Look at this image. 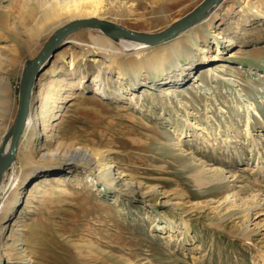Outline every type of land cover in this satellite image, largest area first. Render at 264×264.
Masks as SVG:
<instances>
[{
	"label": "rangeland",
	"instance_id": "374dc122",
	"mask_svg": "<svg viewBox=\"0 0 264 264\" xmlns=\"http://www.w3.org/2000/svg\"><path fill=\"white\" fill-rule=\"evenodd\" d=\"M201 1L171 2V27ZM19 2L9 25L0 20V50L15 60L6 73L13 84L7 131L18 113L24 68L56 28V20L34 26L29 14H39L19 10ZM148 2L140 14L120 11L114 22L148 35L171 29L154 21L162 12ZM222 3L219 18L203 27L206 40L190 32L188 50L174 45L164 69L143 63L155 73L123 76L111 64L116 54L94 50L83 32L96 26L73 30L67 36L78 42L65 38L49 55L34 81L33 111L44 151L60 152L40 160L21 134L15 173L39 163L53 170L24 186L13 220L3 212L17 188L0 191V227L11 224L0 236V264H264V211L254 207L264 191V0ZM103 8L108 15L110 6ZM176 62L180 70L169 77L191 78L167 95L157 85ZM131 84L142 92L137 100L128 98ZM78 147L88 157L67 154ZM96 158L147 188L113 181ZM206 168L234 176L203 185ZM11 173L10 167L1 184ZM228 191L233 206L224 201ZM173 197L185 208L171 207ZM247 227L256 228L251 239L243 237Z\"/></svg>",
	"mask_w": 264,
	"mask_h": 264
},
{
	"label": "bare ground",
	"instance_id": "6f19581e",
	"mask_svg": "<svg viewBox=\"0 0 264 264\" xmlns=\"http://www.w3.org/2000/svg\"><path fill=\"white\" fill-rule=\"evenodd\" d=\"M17 0H0V20L9 25L10 17L15 11L18 9V4H16ZM21 1V9L25 12H28V10H35V13L37 12L39 16H33L34 14L30 13L29 18L33 22L34 26L41 28L43 27L46 20L53 21L55 23L56 20V28L53 31L50 38H48L47 42L44 44L42 51L38 56L29 62L26 67L24 68V71L21 75V79L28 74L29 72V97H28V103L26 112L24 115L23 120L21 123L17 126V131L19 132V138L22 135H24L27 138L29 150L39 157L40 160L47 158V159H54V156L58 154L60 151L57 149H48L46 152L44 151L46 148L42 144L41 134L37 131V123L35 116H34V96H33V85L36 76L38 75L39 71L43 67L44 62L47 60L49 55H51L54 50L57 48V46L64 41V39L68 42H76L77 40L73 39L71 36L68 37L69 33H73L72 31L83 27V24L86 22L92 20V19H98V20H104L108 21L107 17L111 18V21L113 24L120 25L115 21L117 20V15L120 11L128 12L129 14H140L137 13V11L140 8V5H143L144 2H147V5L155 6L158 8V12L161 11L162 14L159 15L154 19L155 22L158 23H166V28H171L169 30H164V32L159 33L158 35H148V34H142L140 31H130V29L125 28L128 30V32H123L119 29L112 28V33H108L102 28L98 27L97 29L94 28H87L84 33L88 34L90 39H92V45L94 47V50H97L101 52L102 54H106L109 58L112 54H116L113 59H111V64L115 68H121L123 71V76H127L130 72L134 76H138L139 74H143L146 71L151 72H157V69L155 68H141L143 66L144 62H147L146 64H153L157 63L155 65L156 68L164 69L166 67L167 63H171V49L174 47V45H178L179 48H183L185 50H188L190 46L189 37L187 36L188 33L196 31V36L200 38V40L204 41L207 39V36L204 35L203 27L206 24V22H211L214 18H219L218 13H216L223 5V1L225 0H202L197 7L192 9L193 11L189 13L187 16L183 17L182 20L177 22L175 25L173 23L171 27V23H169V18L171 16V11H169L168 6L171 4V2L176 0H95L96 5H94V0H20ZM128 2H132L131 7L128 9ZM15 3V5H13ZM107 4L110 6V10L108 11V15H106V12L104 11L103 6ZM180 4V3H179ZM94 5V6H93ZM137 5V9H134V6ZM93 6V7H92ZM181 6H186L184 3ZM167 8V9H166ZM214 10V12H212ZM156 12V10H155ZM212 12V13H211ZM13 25L16 26V29H18V23L12 22ZM23 23V19L21 21ZM121 26V25H120ZM123 27V26H122ZM67 36V37H66ZM82 36V34L80 35ZM225 40V39H224ZM231 40V39H229ZM78 42V41H77ZM142 55L146 57V60L142 59ZM217 55H215L216 58ZM199 60L196 59V62H193L190 65V67H187L189 71H191V68L195 69L197 65H199ZM15 60H10L9 56L6 54L5 51L0 50V127L3 128V131L0 135V161L6 157L9 156L10 152L12 151V141L14 138V132L11 133L10 128L9 131L6 130V121L5 119L8 116V112L10 111V102H11V92L13 90V84L11 81V78L6 75L9 70V66H11ZM177 64L174 63L173 70H170L169 72L164 73L163 81L157 85L159 87L160 92H163L167 95L172 94L173 90H175V87H181L182 85L186 84L188 80H190V75L186 74V78L179 77V72H176V74L173 76V78H170L169 75L175 71V69L180 70ZM124 68V69H123ZM177 70V71H178ZM184 73V72H183ZM166 74V75H165ZM181 74V73H180ZM185 74V73H184ZM183 74V76H184ZM189 75V76H188ZM98 80V79H96ZM155 85V83H153ZM153 86V85H152ZM138 85L131 84V88L129 90V97L132 100H137L138 97H140V90H137ZM175 88V89H174ZM20 102V100H19ZM19 108V104H18ZM18 112V110H17ZM35 123L34 127L33 124ZM13 126V125H12ZM19 138L18 143L15 150V157H17V147L19 144ZM44 151V152H43ZM68 155L74 156V157H88L87 151L81 149L80 147L69 150L67 152ZM15 160V158H14ZM11 163L9 168L11 167L12 173L11 177L9 179L8 185L0 184V191L1 190H11V188L16 187L17 190L15 193H13L11 196L8 197V203L4 205V212L3 217L7 216L9 221L13 220L16 213V206L18 205L21 196L23 195L24 188L29 184L31 178L36 175L46 174L49 171L53 170L50 165L48 164H35L29 166L25 171L22 170L20 172L18 170L17 174L16 171V163L17 161H14ZM95 163L101 167L104 171L107 172V174H110L114 177L113 181L121 180L125 187L131 188L135 184L138 185V188L144 189L146 186L143 182H135L134 177L128 176L124 172H121L120 170H116V166H114L109 160L101 161V159L96 158L94 159ZM200 165V164H199ZM260 166V164H258ZM116 167V168H115ZM202 167H205L204 165ZM8 168V169H9ZM7 169V170H8ZM6 170V171H7ZM254 170V169H253ZM5 171V172H6ZM205 173L208 174L207 178H201L200 183L205 185L208 183H213L217 181V183H228L230 177L234 176L231 171L230 175L224 172V170L219 169H210L206 168L203 169ZM20 172V173H19ZM5 174V173H4ZM197 181H199V178H196ZM11 181V182H10ZM135 183V184H134ZM25 186V187H24ZM147 188V187H146ZM158 193V189H153ZM262 191V190H261ZM10 192V191H9ZM9 192H7L9 194ZM147 192H150V190H147ZM224 201L226 204H229L233 206L236 204L234 194L228 193L224 196ZM171 201V207L179 209L185 208V202L181 199L177 198H171L169 199ZM256 201V199L254 200ZM251 207V206H249ZM255 208H259V210L262 212L264 211V191L261 192V199L259 202L254 205ZM253 208H249V210L245 213V216L247 219L251 216V211ZM259 211V212H260ZM258 213V212H257ZM264 214V213H261ZM22 220H19L18 223L16 221H13L12 225H21ZM258 225V223H257ZM11 224H7V226H1L0 227V236L3 235L6 230L9 229ZM164 232H166V227L161 228ZM251 232L255 233L256 228L251 230L248 229V227L242 232L243 237L247 239H251ZM241 233V232H240ZM173 237L172 231L171 235H169V238ZM198 246L195 248L197 249ZM264 248V244H263Z\"/></svg>",
	"mask_w": 264,
	"mask_h": 264
},
{
	"label": "water",
	"instance_id": "95a60500",
	"mask_svg": "<svg viewBox=\"0 0 264 264\" xmlns=\"http://www.w3.org/2000/svg\"><path fill=\"white\" fill-rule=\"evenodd\" d=\"M84 26L100 27L108 33L113 32L111 30L112 28L119 29L123 32H128L127 29H125L124 27H122L120 25L113 24L111 22H107L104 20H98V19H92V20L86 22L85 24H83V27ZM29 73L26 74L22 79L18 113H17L15 122L12 126V129H11V133L14 132V138L12 141V143H13L12 147L13 148H12V151L10 152L9 156L0 161V184H1V181H2V178H3L5 171L9 168V166L11 165V163L13 162V160L15 158L14 154H15V150H16V146H17L18 138H19V132L17 131V126L19 123H21V121L24 118L26 108H27V103H28V97H29Z\"/></svg>",
	"mask_w": 264,
	"mask_h": 264
}]
</instances>
